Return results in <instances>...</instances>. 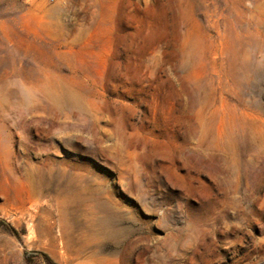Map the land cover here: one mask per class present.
Returning <instances> with one entry per match:
<instances>
[{
	"label": "rangeland",
	"instance_id": "obj_1",
	"mask_svg": "<svg viewBox=\"0 0 264 264\" xmlns=\"http://www.w3.org/2000/svg\"><path fill=\"white\" fill-rule=\"evenodd\" d=\"M0 264H264V0H0Z\"/></svg>",
	"mask_w": 264,
	"mask_h": 264
},
{
	"label": "built area",
	"instance_id": "obj_2",
	"mask_svg": "<svg viewBox=\"0 0 264 264\" xmlns=\"http://www.w3.org/2000/svg\"><path fill=\"white\" fill-rule=\"evenodd\" d=\"M55 1H57V0H52V2H55Z\"/></svg>",
	"mask_w": 264,
	"mask_h": 264
}]
</instances>
